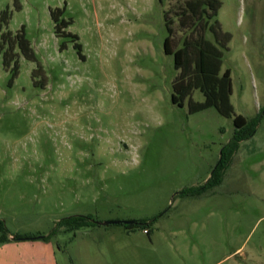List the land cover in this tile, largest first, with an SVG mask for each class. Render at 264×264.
Masks as SVG:
<instances>
[{
	"label": "rangeland",
	"instance_id": "obj_1",
	"mask_svg": "<svg viewBox=\"0 0 264 264\" xmlns=\"http://www.w3.org/2000/svg\"><path fill=\"white\" fill-rule=\"evenodd\" d=\"M0 223V264H264V0H0Z\"/></svg>",
	"mask_w": 264,
	"mask_h": 264
},
{
	"label": "trees",
	"instance_id": "obj_2",
	"mask_svg": "<svg viewBox=\"0 0 264 264\" xmlns=\"http://www.w3.org/2000/svg\"><path fill=\"white\" fill-rule=\"evenodd\" d=\"M203 79L206 80L207 84L210 86L211 90L213 91L212 94L215 95L216 91L214 89H217L220 87L221 95L219 100H222L223 104H225L223 107L226 109L227 112L230 113V116L232 114V108L230 107L229 103L227 102L228 99V93H229V86H227L226 83L221 84H215L213 87L208 83L210 80L209 77L207 78L205 75L203 76ZM227 80L226 77H224L222 80ZM218 80V79H217ZM217 87V88H216ZM229 90V91H228ZM208 94V93H207ZM261 117V112L258 113L257 116L245 120V123H242V118L236 117L234 121V125L237 126L236 130L234 131L231 139L222 147L220 158L218 160L217 165L213 169L210 178L204 183L203 186L198 187L196 189H186L182 191V194H190V195H201L206 190L213 188L215 186H218L221 184L223 180V176L225 173V170L227 169L230 160L234 153L238 150L239 145L241 142L246 141L250 138H252L256 133V128L259 122V119ZM152 222L148 221H136L132 225H125V228L129 231H132L136 228H141L146 234L150 233V226ZM62 224L65 226H68L70 229L73 227L75 229H80L84 227H89L91 225L96 224L94 221H92L88 217L84 216H72L68 219H65L62 221ZM72 228V229H73ZM0 231L2 233V236L0 238L1 242H4L7 240L5 230L2 226V223H0ZM17 237H13V240H17Z\"/></svg>",
	"mask_w": 264,
	"mask_h": 264
},
{
	"label": "water",
	"instance_id": "obj_3",
	"mask_svg": "<svg viewBox=\"0 0 264 264\" xmlns=\"http://www.w3.org/2000/svg\"><path fill=\"white\" fill-rule=\"evenodd\" d=\"M97 223V222H95ZM116 223H121L123 225H132L134 224V222L132 221H128V222H104V223H101L102 225H109V224H116Z\"/></svg>",
	"mask_w": 264,
	"mask_h": 264
},
{
	"label": "crops",
	"instance_id": "obj_4",
	"mask_svg": "<svg viewBox=\"0 0 264 264\" xmlns=\"http://www.w3.org/2000/svg\"><path fill=\"white\" fill-rule=\"evenodd\" d=\"M242 143V142H241ZM223 181V180H222ZM222 183V182H221Z\"/></svg>",
	"mask_w": 264,
	"mask_h": 264
}]
</instances>
